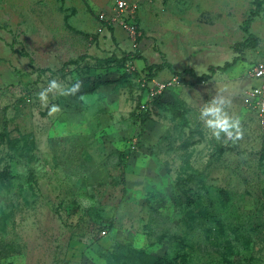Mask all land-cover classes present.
Listing matches in <instances>:
<instances>
[{"label": "rangeland", "instance_id": "rangeland-1", "mask_svg": "<svg viewBox=\"0 0 264 264\" xmlns=\"http://www.w3.org/2000/svg\"><path fill=\"white\" fill-rule=\"evenodd\" d=\"M115 1L0 0V264H264V0H134L137 47Z\"/></svg>", "mask_w": 264, "mask_h": 264}, {"label": "built area", "instance_id": "built-area-1", "mask_svg": "<svg viewBox=\"0 0 264 264\" xmlns=\"http://www.w3.org/2000/svg\"><path fill=\"white\" fill-rule=\"evenodd\" d=\"M138 7L137 1L134 0H116L110 10L98 13L97 17L101 23L98 31L119 25L126 31L132 46L137 47V39L141 35L137 19ZM247 74L256 78L258 83L244 90L242 100L245 105L258 112L261 128L264 130V55L252 64ZM175 83H179L177 76H173L171 80L153 81L147 89L148 97H157ZM142 106L145 107L146 103H142ZM102 233L105 234L106 230L103 229Z\"/></svg>", "mask_w": 264, "mask_h": 264}, {"label": "clouds", "instance_id": "clouds-1", "mask_svg": "<svg viewBox=\"0 0 264 264\" xmlns=\"http://www.w3.org/2000/svg\"><path fill=\"white\" fill-rule=\"evenodd\" d=\"M80 86L81 83L78 81L76 85H74L73 88L70 89V92L75 93L76 91L79 90ZM58 88L59 85L57 84L55 79L49 81L48 88L38 93V97L42 102V105L44 106L47 105V94L51 92L53 89H58ZM63 94L67 95L69 93L65 92ZM58 111H59V107L57 105H53L49 109L48 114L52 115ZM221 111L222 110L220 107L213 105L212 107H206L202 111L201 116L202 118L206 116L213 117L212 119L206 120V124L209 128L213 129V135H215L217 138H219L221 132L226 133L229 137L235 135V138L237 139L240 138L242 136V132L240 130L239 120H231L226 115H221Z\"/></svg>", "mask_w": 264, "mask_h": 264}, {"label": "trees", "instance_id": "trees-1", "mask_svg": "<svg viewBox=\"0 0 264 264\" xmlns=\"http://www.w3.org/2000/svg\"><path fill=\"white\" fill-rule=\"evenodd\" d=\"M109 29H113V27H109ZM25 55H28V53L25 51V52H23ZM231 63L230 62H226L224 65H222V66H210V69H211V71L213 72V71H215V69H225V68H227L229 65H230ZM188 72H191V73H193V70H187ZM207 74H202V77L203 76H206ZM7 176H9L8 175V173H6V172H0V178H4V179H6L7 178ZM122 250H124V252L125 253H127L128 252V248L127 247H125V249H123L122 248ZM133 264H161V260H156V261H149V259L148 258H143L142 260L141 259H139V260H136V261H134L133 262Z\"/></svg>", "mask_w": 264, "mask_h": 264}, {"label": "crops", "instance_id": "crops-1", "mask_svg": "<svg viewBox=\"0 0 264 264\" xmlns=\"http://www.w3.org/2000/svg\"><path fill=\"white\" fill-rule=\"evenodd\" d=\"M263 55H264V53L261 55V57H262ZM261 57H260V58H261Z\"/></svg>", "mask_w": 264, "mask_h": 264}]
</instances>
